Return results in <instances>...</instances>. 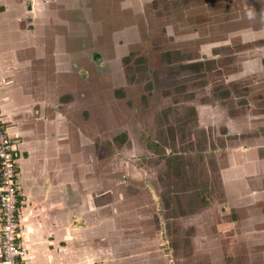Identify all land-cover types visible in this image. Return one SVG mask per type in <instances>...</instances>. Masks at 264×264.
Here are the masks:
<instances>
[{"label":"rangeland","instance_id":"rangeland-1","mask_svg":"<svg viewBox=\"0 0 264 264\" xmlns=\"http://www.w3.org/2000/svg\"><path fill=\"white\" fill-rule=\"evenodd\" d=\"M93 6L41 73L87 155L96 262L264 264V0Z\"/></svg>","mask_w":264,"mask_h":264},{"label":"crops","instance_id":"crops-1","mask_svg":"<svg viewBox=\"0 0 264 264\" xmlns=\"http://www.w3.org/2000/svg\"><path fill=\"white\" fill-rule=\"evenodd\" d=\"M98 1L111 0H0V116L16 156L24 264H99L96 257L103 255L90 252L94 205L88 202L87 155L73 156L71 101L41 73L51 54L57 62L66 54L52 52L51 34L71 33L69 16L99 11ZM258 156L264 174V155Z\"/></svg>","mask_w":264,"mask_h":264},{"label":"built area","instance_id":"built-area-1","mask_svg":"<svg viewBox=\"0 0 264 264\" xmlns=\"http://www.w3.org/2000/svg\"><path fill=\"white\" fill-rule=\"evenodd\" d=\"M16 156L0 116V264H24L26 249L19 232Z\"/></svg>","mask_w":264,"mask_h":264}]
</instances>
